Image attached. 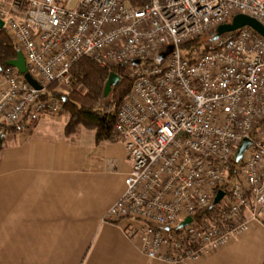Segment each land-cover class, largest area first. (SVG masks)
Returning <instances> with one entry per match:
<instances>
[{
  "label": "built area",
  "instance_id": "1",
  "mask_svg": "<svg viewBox=\"0 0 264 264\" xmlns=\"http://www.w3.org/2000/svg\"><path fill=\"white\" fill-rule=\"evenodd\" d=\"M236 15L264 28V0H0L3 29L41 86L1 69L0 141L62 114L63 100L43 95L71 89L79 59L126 63L131 89L112 134L131 168L103 222L151 261L201 262L264 227V37L244 26L211 40Z\"/></svg>",
  "mask_w": 264,
  "mask_h": 264
},
{
  "label": "crops",
  "instance_id": "2",
  "mask_svg": "<svg viewBox=\"0 0 264 264\" xmlns=\"http://www.w3.org/2000/svg\"><path fill=\"white\" fill-rule=\"evenodd\" d=\"M47 120L0 141V264H165L103 222L131 168L124 145L96 143L83 127L65 136L66 122L53 129ZM197 264H264V227Z\"/></svg>",
  "mask_w": 264,
  "mask_h": 264
},
{
  "label": "trees",
  "instance_id": "3",
  "mask_svg": "<svg viewBox=\"0 0 264 264\" xmlns=\"http://www.w3.org/2000/svg\"><path fill=\"white\" fill-rule=\"evenodd\" d=\"M209 40V39H208ZM204 41L197 40L187 45L190 50L198 49ZM19 49L11 37L0 30V67H7L15 60ZM127 64L119 62L114 66L102 68L89 59L81 58L71 67V75L81 91L64 95L56 91V85L46 87L43 97H56L63 100L64 113L68 119L64 128L65 136H71L80 127L94 131L95 142H113V125L118 108L131 89V82L124 77ZM109 73L120 77L107 99L103 100V89Z\"/></svg>",
  "mask_w": 264,
  "mask_h": 264
},
{
  "label": "water",
  "instance_id": "4",
  "mask_svg": "<svg viewBox=\"0 0 264 264\" xmlns=\"http://www.w3.org/2000/svg\"><path fill=\"white\" fill-rule=\"evenodd\" d=\"M244 26H248L251 29H253L255 32L260 34L264 37V28L253 18H250L245 15H236L233 17L232 21L230 23L224 24L219 26L216 30L214 35L212 36L211 40H216L220 35L235 31L239 28H242ZM3 29V23L0 21V30ZM169 51H171V48H169ZM164 55H161L160 58H163ZM133 65L138 64V62H133ZM7 66L13 67L17 69L18 73L20 75H23L25 79L28 81V83L35 88L36 90H41V86L27 73V67L23 58V55L19 52L17 54V58L15 60L9 61L7 63ZM1 71V67H0ZM120 81V77L117 76L114 73H109L108 78L105 82L104 89H103V100L107 99L110 95L112 88ZM249 146V141L247 139H244L235 155V161H238L243 152L246 150V148ZM222 192H218L214 204L218 202V200L221 198ZM191 221L190 218H187L183 223L180 224L179 227H183L187 225Z\"/></svg>",
  "mask_w": 264,
  "mask_h": 264
},
{
  "label": "rangeland",
  "instance_id": "5",
  "mask_svg": "<svg viewBox=\"0 0 264 264\" xmlns=\"http://www.w3.org/2000/svg\"><path fill=\"white\" fill-rule=\"evenodd\" d=\"M124 77H125L126 79H128V80L131 82V80L129 79V77H128L126 71L124 72ZM73 79H74V78H73ZM81 90H82V89L77 85L75 79H74V83H73V85H72V88L69 89V90L64 91V90H61V89L56 88V91H60V92L63 93L64 95H67V94H69V93H71V92H73V91H81ZM58 118H59L58 121H52V120H54L55 118H50V117H46V118H44V119H48V120H47V123L53 125V126H52L53 129H56V128L61 129V127L63 126V122H67V119H68L67 115L64 113V108H63V112H62V114H61ZM58 118H57V119H58ZM51 119H52V120H51ZM49 120H50V121H49ZM40 121H41V120H40Z\"/></svg>",
  "mask_w": 264,
  "mask_h": 264
}]
</instances>
